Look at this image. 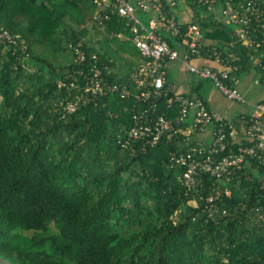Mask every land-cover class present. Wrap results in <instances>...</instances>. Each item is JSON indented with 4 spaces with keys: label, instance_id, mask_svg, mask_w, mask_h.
Segmentation results:
<instances>
[{
    "label": "trees",
    "instance_id": "16d2710c",
    "mask_svg": "<svg viewBox=\"0 0 264 264\" xmlns=\"http://www.w3.org/2000/svg\"><path fill=\"white\" fill-rule=\"evenodd\" d=\"M161 1L168 11L167 1ZM187 1L206 38L217 39L221 48L232 40L230 27L215 24L196 0ZM95 9L93 0H0V30L18 36L16 45L0 41V259L7 264H264L261 167L240 170L227 184L230 196L218 201L225 214L206 219L198 195L219 180L202 175L197 191L183 185L182 169L169 160V152L188 147L184 136L144 150L122 148L118 139L131 125L132 100L116 96L60 113L58 102L69 92L57 82L76 66L68 43L96 53L100 65L110 66L111 81L128 82V73L113 72L111 46L140 58L125 19L112 13L101 27L92 17ZM89 30L105 43L96 47ZM165 38L174 47L175 40ZM237 50L241 62L233 74L240 77L252 65L249 52ZM199 83L188 95L206 101ZM157 103L156 115H172L165 97ZM231 120L239 128L242 115ZM188 141L195 142L191 136Z\"/></svg>",
    "mask_w": 264,
    "mask_h": 264
},
{
    "label": "built area",
    "instance_id": "2783aa9c",
    "mask_svg": "<svg viewBox=\"0 0 264 264\" xmlns=\"http://www.w3.org/2000/svg\"><path fill=\"white\" fill-rule=\"evenodd\" d=\"M166 1L168 11L161 0H93L96 9L92 17L99 26L103 27L112 13L125 19L131 32L129 38L140 58L128 72L127 83L111 81L110 66L100 65L96 53L68 43L76 66L57 82L60 90L69 92L58 106L63 116L84 104H97L107 96L131 99V125L118 143L132 152L156 146L163 139L184 136L188 147L184 151H170L169 160L181 167L178 177L188 190L197 191L202 175L219 180L208 193L198 195L206 219H212L225 214L218 201L223 195L230 196L227 184L239 176L240 170L257 171L259 167L264 170V101H248L238 88L240 79L233 74L241 62L237 48L243 47L249 52L254 83H264V0H196L215 24L230 27L232 40L223 48L217 39L203 35V27L194 19L187 0H180L191 12L185 20L178 17V2ZM137 10L150 14L147 23L139 19ZM117 36L128 38L120 32ZM165 36L175 40L174 47ZM17 37L6 29L0 30V41L16 45ZM171 62L181 64L199 79L210 81L229 101L252 105L257 114L242 115V124L237 128L203 98L181 93L174 85L166 84V69ZM161 97H165L172 115L155 114L157 99ZM207 129L208 143L190 144L189 136Z\"/></svg>",
    "mask_w": 264,
    "mask_h": 264
},
{
    "label": "crops",
    "instance_id": "0c3cea01",
    "mask_svg": "<svg viewBox=\"0 0 264 264\" xmlns=\"http://www.w3.org/2000/svg\"><path fill=\"white\" fill-rule=\"evenodd\" d=\"M178 17L180 19H187L190 15V9L184 3H179L177 6ZM128 57V56H127ZM139 58H133L132 60L128 57L127 61L121 68H118V74L123 75L126 72L122 70L127 66V73L131 67L137 62ZM120 67V66H119ZM129 68V69H128ZM242 82H239V90L245 96V98L254 103L256 101L264 100V83H254V73L250 72L246 74ZM200 80V81H198ZM205 80L199 79L196 76L186 72L183 66L177 62L169 63L166 69V84H172L177 91L188 94L195 85L199 83V91L202 93L203 83ZM206 87L207 94L203 95L206 99L207 105L217 111L222 116L228 119L237 118L239 115H253L257 112L253 109L252 105L239 104L237 102L229 101L224 97L213 84L210 87ZM210 138L209 129L204 132H196L191 135V139L201 143H208Z\"/></svg>",
    "mask_w": 264,
    "mask_h": 264
},
{
    "label": "rangeland",
    "instance_id": "374dc122",
    "mask_svg": "<svg viewBox=\"0 0 264 264\" xmlns=\"http://www.w3.org/2000/svg\"><path fill=\"white\" fill-rule=\"evenodd\" d=\"M137 15H138L139 19L142 22H144V23H147V19L150 16L149 13H145V12L139 11V10H137ZM91 32H92V30H89V33H88L87 37H91L92 36V33ZM91 38H94L93 41H96V42H94V45L96 47H99V45H102V44L105 43V42H102V41L97 42V40H95V39H98V40L99 39H102L100 33H98V34L95 33L94 34V37H91ZM111 45H113V44H111ZM110 53H111V58L115 62V68H113V72H115L116 74H118V70H119L118 68H121L123 66V64L125 63V61H127L128 57L125 54L123 55L122 53L115 51L114 50V46H111ZM59 59H61V58L59 57ZM125 69H126L125 72L127 73V66L125 68H123L122 70H125ZM245 76H247V75H241L240 77H238L240 79L239 81L242 82V80L244 79ZM211 85H212V83L210 81H206V80L204 81L203 88H202V94L203 95H206L207 94V90H206V87L205 86L210 87ZM239 104H241V103H239ZM0 264H7V262H5V261H3V260L0 259Z\"/></svg>",
    "mask_w": 264,
    "mask_h": 264
}]
</instances>
